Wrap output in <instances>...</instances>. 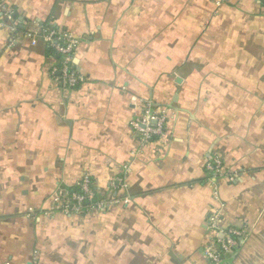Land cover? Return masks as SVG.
Returning a JSON list of instances; mask_svg holds the SVG:
<instances>
[{"label": "crops", "instance_id": "crops-1", "mask_svg": "<svg viewBox=\"0 0 264 264\" xmlns=\"http://www.w3.org/2000/svg\"><path fill=\"white\" fill-rule=\"evenodd\" d=\"M148 102L169 118L141 147ZM86 175L118 201L52 210ZM212 223L247 231L220 264H264V0H0V264H215Z\"/></svg>", "mask_w": 264, "mask_h": 264}, {"label": "built area", "instance_id": "built-area-1", "mask_svg": "<svg viewBox=\"0 0 264 264\" xmlns=\"http://www.w3.org/2000/svg\"><path fill=\"white\" fill-rule=\"evenodd\" d=\"M3 9L8 20L13 19L12 10L6 5L3 6ZM41 34L48 46L60 56L61 81L64 87L76 86L82 80L73 61L74 50L80 42L79 39L69 31L53 27L42 31ZM168 118L166 107L154 109L152 103H146L143 112L131 123L134 132L140 136L141 147H145L154 137L164 133ZM208 168L216 174L226 172L223 161L219 157H212L208 162ZM117 181L118 183H115ZM120 182H123L122 178L113 180L111 182L113 189L117 188ZM117 201L118 199L112 197L100 196L92 179L86 175L74 187L64 188L54 195L52 210L82 214L95 209H106ZM211 228L214 232L205 247V254L211 262L220 264L226 256L235 252L242 239L247 236V231L234 227L218 229L215 223L211 224Z\"/></svg>", "mask_w": 264, "mask_h": 264}]
</instances>
